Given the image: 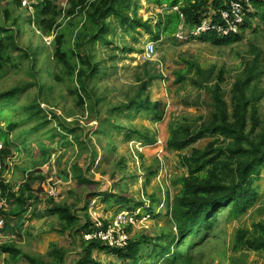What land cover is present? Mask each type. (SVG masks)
<instances>
[{
    "label": "trees",
    "instance_id": "obj_1",
    "mask_svg": "<svg viewBox=\"0 0 264 264\" xmlns=\"http://www.w3.org/2000/svg\"><path fill=\"white\" fill-rule=\"evenodd\" d=\"M233 1L242 0H150L163 10L156 26L153 27L151 21H143L139 17L140 4L137 0H65L66 7L59 6L58 0H38L34 5L35 12L29 19L21 15L13 19L12 26L0 25V81L6 80L15 73L22 66L19 62L23 58L28 60L26 72L32 79V82L25 81L10 91L0 94L2 145L0 162L4 165L6 159L13 154L12 150H19V147L14 146L12 134L17 127L28 121L27 117L34 119L43 113L45 115L43 122L38 123V126L50 124L39 99L43 96L48 99L54 88L46 86L47 70L37 67L40 56L48 47L39 44L37 47L22 48L19 42L24 30L22 23H26L30 28L34 26V29L42 35L39 38L54 36L51 44L54 54L49 65L55 63L54 67L59 68V71L61 67L62 75L60 72L55 75L48 71L47 76L53 75L57 84L64 82L68 77L73 84V89L69 93L76 97V105L82 108L87 106L93 111L95 105L92 100L96 93L90 82L95 78L100 79L106 70H102L100 64L95 62L94 49L91 47L96 43L112 45L108 37L112 30L111 24L136 42H139V37L142 36L141 30L153 36L158 42L165 37H176L185 27L188 29L187 32H191L202 25L205 19L213 24L226 26L222 15L231 7ZM250 2L253 11L246 14L244 24L239 27L238 33L223 37L207 32L198 40L216 46H226L242 42L247 32L251 33L252 37L264 36V25L261 29L257 24L264 23V0H250ZM11 3L17 9L23 6V0H12ZM11 3L2 10L7 22L13 18L11 9L8 8ZM175 8H178V11H175ZM109 19H113V23L108 22ZM251 48L254 58L244 59L243 72L233 83L230 91L231 104L226 101L222 87L225 82L223 71L217 74L216 81H213V69L205 71L194 62H187V69L176 71V84L190 81L195 87L208 92L212 110L208 118H201L200 125L192 124L184 118L182 122L170 126L166 149L169 152L181 153V164L186 173L175 182V185L181 187L180 191L165 210L167 212L165 226L153 237L145 234L137 235L129 240L124 249L110 248L100 241H84L83 233L92 230L90 216L85 215V219L82 220L75 206L57 203L55 199L49 200L48 209L39 218L58 217L59 233L62 236L68 234L75 242L77 236H81V258L77 264H102L96 260L95 251L115 255L123 264H194L196 259L193 255L200 248L209 246L205 245L211 239L215 225L221 217L227 214V220H237L246 215L259 201L256 184L264 173V111L260 108V103L264 99V87L261 86L264 76V47L259 49L257 45H252ZM124 51L140 54L144 52L130 46L125 47ZM152 64L151 62L144 64V76L138 78L142 83L133 95L127 97V101L111 109L109 119L106 123H102L100 132L111 134L109 130L111 129L113 134L126 132V139L137 138L151 145L156 143V137L147 131L133 124L121 122L123 118L143 115H153L157 121H162L165 117L162 102H154L150 97H144L145 92L154 83L163 80L161 73L152 75L148 71V67ZM32 87L38 91L37 102L24 106L23 111L27 117L21 114L20 119L15 121L9 113L14 109L11 106L18 95L30 91ZM6 109L9 110L8 113ZM17 114L19 115V112ZM53 118L59 121L60 127L53 129L49 138H61L65 144H71L68 137L70 135L74 137L81 151L92 142L89 135L83 138L82 134H77L78 126L74 127V124L62 120L55 114ZM3 123L5 126L2 125ZM105 124L107 127H103ZM32 130L29 129L27 134ZM21 133H24V130ZM207 138L213 139L204 148L193 147ZM92 157L87 171L95 164L96 158ZM86 170L75 164L72 166V177L67 171L63 172L61 177L65 180L70 177L79 186L94 184ZM151 173L153 176L157 175L156 171ZM40 180L44 179L40 178ZM33 185L34 182L31 181L29 185L23 187L24 189L21 188L15 193L0 176L1 196L5 197L7 202L13 201L15 204L10 210H0V219L6 221L3 231L5 234L13 231L8 225L12 217L18 219L34 206L33 201L37 197L32 191ZM124 189L125 187L120 184L115 192L90 193L83 210L87 212L89 201L96 197H102L106 204L115 205L121 211L134 212L137 208L145 206L143 202L130 206L135 200L123 195ZM40 190L41 187L38 192ZM117 190L122 191L121 194H118ZM167 194L170 199L169 192ZM150 200L152 205L148 209L145 207L143 209L148 210L153 218H161L162 213L155 214L156 206L161 204V201L158 200L157 195L151 196ZM16 226L19 229L22 227L20 223ZM232 247L235 252L241 249L264 252V224H256L254 232L238 230ZM0 254H8L14 260L22 257L29 264H66L67 257V251L55 243L51 244L48 253L49 262L41 255L23 253L14 243L2 244Z\"/></svg>",
    "mask_w": 264,
    "mask_h": 264
},
{
    "label": "rangeland",
    "instance_id": "obj_2",
    "mask_svg": "<svg viewBox=\"0 0 264 264\" xmlns=\"http://www.w3.org/2000/svg\"><path fill=\"white\" fill-rule=\"evenodd\" d=\"M11 1L0 0V25L12 26L13 19L21 15H25L26 19H29L35 12L34 5L38 3V0H23L22 8L17 9ZM137 1L140 4L139 17L143 21H151L152 26L155 27L163 10L150 0ZM10 3L8 8L11 9L13 18L7 22L6 17L2 15V10ZM58 5L67 6L65 0H58ZM108 22L113 23V19H109ZM257 24L258 27L263 28V22ZM111 25L112 30L108 37L112 45L96 43L91 47L94 49L95 62L100 64L102 70H106L101 77L99 76L100 79L95 78L90 82L96 93L92 100L95 107L91 111L87 106L82 108L76 105V97L69 93L73 89V84L68 77L64 82L57 84L53 75L47 76L48 71L55 75L60 72L62 75L61 67L59 71V68L54 67L55 63L49 65L54 54L51 45L54 36L39 38L41 33L36 31L34 26L30 28L26 23H22L24 30L19 41L22 48L37 47L39 44L48 47L40 56L37 67L47 70L46 86L54 88V91L52 90L48 99L45 96L39 99L48 116V121L50 120L48 125L38 126V123L43 122L45 116L43 113L33 119L27 117L23 111L24 106L37 102L38 91L34 87L30 91L18 95L14 104L10 105L11 108L14 107L13 110L6 109V113L9 111L15 121L20 119L21 114L27 117L28 121L17 127L12 134L14 146L19 147V150H12L13 154L6 159L0 176L15 193L33 181L32 191L37 199L33 201L34 206L29 209L28 213L22 214L28 224L18 229L16 225L20 221L12 217L8 225L15 232L13 234L3 232V238L0 241L3 240L2 244H16L23 253L33 256L41 255L47 262L50 260L48 253L51 244L55 243L67 251L66 264H77L81 258L82 239L79 235L75 242L68 234L62 236L59 233L60 221L58 217L37 218V215H43L48 209L50 199H55L57 203L75 206V210L82 220L85 219V215L92 218L89 209L93 208V211H96L100 216L101 221L110 223L114 222L117 214L123 210L121 211L115 205L106 204L102 197L90 200L87 212L83 208L90 193L115 192L118 185L121 184L125 187L123 195L128 199L135 200V203H130V206L143 202L145 206L150 207L152 205L150 197L153 195H157L158 200L161 201V204H156L155 209V214H163L161 218L151 217L146 221L138 220L135 226H124V231L130 236V239L142 234L153 237L159 232L167 220L165 210L181 188L175 185V182L186 173L181 164V153L169 152L166 149L170 126L182 122L184 118L192 124L200 125L201 118H208L212 110L208 92L195 87L190 81L176 84V71L187 69V62H194L205 71L213 69V81H216L217 74L223 71L225 82L222 87L225 91L226 101L231 104L230 91L233 83L243 72L244 59L254 58L251 46L257 45L259 49L264 47V36L252 37L248 32L242 42L234 45L216 46L209 42L199 41L198 39L202 36L193 37V35L191 39L187 38L182 41L177 35L186 34L187 27L183 28L181 34H177L176 37H165L158 42L153 39V36L141 30L142 36L135 35L139 37V42H136L132 37L124 35L117 26ZM115 32H117L116 35ZM150 43L155 47V59L154 61H144L141 57ZM127 46L144 52L141 54L126 52L124 49ZM17 55L19 54L17 53ZM148 62L153 63L148 67V71L152 75L157 72L161 73L163 80L154 83L145 92L144 97H150L154 102H162L165 117L162 121H157L153 115H143L136 118H123L121 122L133 124L143 131H147L156 137V143L151 145L149 142L140 141L137 138L126 139V132L125 134H113L111 129H109L111 134L100 132L102 123H106L109 119L111 109L121 102L127 101V97L133 95L136 88L140 86L142 81H139L138 78L144 76L143 67ZM19 64L22 66L15 73L7 77L6 80L0 81V94L10 91L25 81L32 82L26 72L28 60L23 58ZM261 83V86L264 87V76ZM260 108L261 111H264V99L260 103ZM53 114L74 124V127L78 126L77 134H82L83 138L89 135L92 142L88 147L81 151L74 137L67 133L71 144H65L61 138H49L53 129L60 127L59 121L53 118ZM2 125L5 126L4 123ZM103 127H107L106 124ZM29 129L33 130L27 134ZM22 130L24 133H21ZM58 131L62 132V130ZM212 139L207 138L193 147L204 148ZM92 156L96 158V161L87 171ZM75 164L80 165L86 170V173H89L94 184L79 186L74 179L70 178L72 177V166ZM65 171L69 172L68 180L61 177ZM153 171H156L157 175L153 176L151 173ZM40 178L44 180L42 181ZM116 183L118 184L115 185ZM256 186L260 196L259 201L246 215L237 220H227V214L221 217L215 225L211 239L205 245L209 246L200 248L193 255L196 259L194 264H264V252L247 249L235 252L232 247L238 230L254 232L256 224H264V173L261 174L260 181ZM40 187L41 190L38 192ZM50 187L55 189V196L50 195ZM121 192L117 190L118 194ZM167 192L170 194V199ZM14 205L13 201H8L7 210L14 208ZM139 210L145 217L150 215L148 210ZM4 222L6 226V221ZM16 230H19V233ZM13 236L16 237V240H12ZM9 237L10 239H8ZM204 254L207 256L205 257ZM94 255L96 260L102 264H123L121 259L112 254L95 251ZM0 264L29 263L22 257L14 260L8 254H0Z\"/></svg>",
    "mask_w": 264,
    "mask_h": 264
},
{
    "label": "built area",
    "instance_id": "obj_3",
    "mask_svg": "<svg viewBox=\"0 0 264 264\" xmlns=\"http://www.w3.org/2000/svg\"><path fill=\"white\" fill-rule=\"evenodd\" d=\"M243 1V0H242ZM233 1L231 2V7L223 12L222 18L226 23V26L216 25L211 23L209 20L205 19L202 22V25L196 27L191 32H187L186 34H181L180 32L177 35L178 38L182 41H185L187 38L191 39L193 37L202 36L205 33H216L223 37L230 35L231 33H238L239 27L243 26L245 21V16L247 13H251L253 11L250 0L246 1ZM25 4V3H24ZM178 11V8L174 9ZM142 60L144 61H154L155 59V47L153 44H148L145 52L142 54ZM2 149V145L0 146V150ZM3 164L0 162V174L3 170ZM50 195L55 196V189L50 187ZM7 199L1 196L0 192V210H7ZM148 208L149 206H144ZM143 207V208H144ZM143 208H139L142 209ZM135 210L134 212L122 211L115 217L114 222L105 223L101 221L100 216L96 211H93V208L89 209L92 220V230L90 232H84L82 238L87 242L92 241H100L103 245H106L110 248H121L124 249L127 247V244L130 240V236L124 231V226H135L138 220L146 221L152 216L149 215L145 217L140 210ZM131 224V225H130ZM5 227V222L3 219H0V239L3 238V230ZM129 237H127V236ZM3 240L0 241L2 244Z\"/></svg>",
    "mask_w": 264,
    "mask_h": 264
},
{
    "label": "crops",
    "instance_id": "obj_4",
    "mask_svg": "<svg viewBox=\"0 0 264 264\" xmlns=\"http://www.w3.org/2000/svg\"><path fill=\"white\" fill-rule=\"evenodd\" d=\"M22 216H23V215H21V217L18 218V221H20V224L22 225V228H23L24 225H27V224H28V222H26L27 219H24ZM40 216H41V214H40V215H37V218H39ZM39 219H40V218H39ZM18 229H19V228H18ZM20 229H21V228H20ZM14 232H15V230H13L12 232H10V234H11V233L13 234ZM16 232L19 233V230H16ZM8 239H10V237H9ZM12 240H16V237L13 236V237H12Z\"/></svg>",
    "mask_w": 264,
    "mask_h": 264
}]
</instances>
